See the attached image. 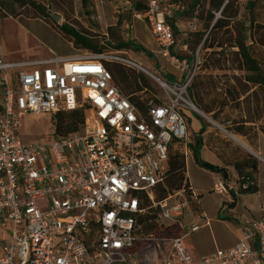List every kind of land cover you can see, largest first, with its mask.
Instances as JSON below:
<instances>
[{"label":"built area","instance_id":"1","mask_svg":"<svg viewBox=\"0 0 264 264\" xmlns=\"http://www.w3.org/2000/svg\"><path fill=\"white\" fill-rule=\"evenodd\" d=\"M143 1L141 15L162 54L184 70L188 60L171 52L175 32L168 19L187 0ZM105 60L84 53L5 61L0 53V264L127 263L140 241L163 239L138 233L139 220L151 209L158 226L176 227L159 264H264V218H243L235 245L196 258L185 237L199 225L188 227L184 214L199 205L197 191L188 183L158 196L167 188L170 153L180 151L186 162L191 153L185 114L195 107L191 80L160 79L166 99L145 100L141 92L142 109ZM76 109L85 113L79 131L23 139L26 114ZM251 184L246 174L227 173L212 189L233 201Z\"/></svg>","mask_w":264,"mask_h":264},{"label":"rangeland","instance_id":"2","mask_svg":"<svg viewBox=\"0 0 264 264\" xmlns=\"http://www.w3.org/2000/svg\"><path fill=\"white\" fill-rule=\"evenodd\" d=\"M190 2L191 0L186 1L184 9H174V16L178 19L176 21L175 45L171 52L180 60H188V65H185L184 70L173 65L169 58L162 54L152 29L144 16L141 15L142 10L138 9L142 0H90L87 8L82 5V0H46L44 2L48 10L62 16L59 22L52 17L50 21L57 26L68 23L86 33L93 40V43L101 48V53L75 47L73 42L65 38L49 21L40 18H28L26 12L30 9L21 8L15 4L12 7L15 8V11L24 12V15L19 17L4 16V12L0 9V52L2 50L5 58L10 60L27 58L26 56L30 55L33 50L53 51L59 55L62 53L76 54V52L79 54H102L109 61L123 62L133 66L138 72H142L146 76L149 80L148 91L144 94L146 99H159V101L166 99L165 90L159 83L160 79L180 81L188 78L191 80L188 88L190 97V87L194 83L196 91L199 90L205 100L208 101L212 97L211 95L216 92V88L221 91L226 81L232 82V79L224 74L231 75L237 71L208 67L207 60H209L211 50L202 49L201 44L196 51L193 49L196 43L195 34L199 31H206L205 22L200 18V14L204 7L208 8L209 3L208 0H202L200 8H193L187 7ZM236 6L237 17L245 21L246 27L250 26L249 9L252 10L251 14L255 17V24H264V0H237ZM218 14L219 12L216 13V15ZM194 25L197 26L196 30L193 29ZM208 32L207 30L206 33ZM127 42H132V45L121 50L116 48V46ZM133 43L134 45H142L151 52L153 57L147 56L143 51L136 50ZM262 50L256 47L254 51L261 60L263 58ZM193 104L195 107L187 111L200 116L206 125L221 124L215 121L210 114L200 110L194 102ZM225 109V112L219 117V120L223 121L221 125L224 127L230 125V122L222 120L223 117L228 116L230 119H235L239 112L234 107ZM185 114L189 116L187 112ZM21 133L23 139L30 142L55 138L53 114H26L22 119ZM225 133L233 138L231 132ZM193 140L194 136L191 138L192 142ZM261 163L264 164V161ZM186 166L187 173L195 187L201 189L205 197L211 196L209 192L213 182L211 173L208 170L198 169L193 164L192 157L188 158ZM260 177L262 180L264 179V172H261ZM160 194L158 196L162 197ZM258 217H260V213ZM152 224H156V222L152 221Z\"/></svg>","mask_w":264,"mask_h":264},{"label":"trees","instance_id":"3","mask_svg":"<svg viewBox=\"0 0 264 264\" xmlns=\"http://www.w3.org/2000/svg\"><path fill=\"white\" fill-rule=\"evenodd\" d=\"M46 0H0V9L4 12V16L19 17L24 12L15 11V4L21 8L28 10V18H40L49 21L57 28L65 38L73 42L74 46L79 48L91 49L96 53H101V48L97 47L93 40L86 33L74 28L68 23H62L57 26L50 21L52 10H48L45 6ZM237 0H208V8H203L200 18L205 22L206 31H199L195 34L196 43L193 49L196 51L201 44L202 49H210L209 60H207L211 68L225 69L237 71L231 75L224 74L232 79V82L226 81L221 91L214 92L210 100L206 101L203 94L196 91L195 84L190 87L192 101L196 106L206 114L223 124L219 117L224 113L227 107L238 109V117L230 119L228 116L222 120L230 122L226 126L229 131L235 134L245 136L249 142L254 143L259 133L264 134V24L256 23L254 15H250V26L246 27L245 21L237 17ZM255 1V0H253ZM8 2V3H6ZM90 0H82V5L87 8ZM202 0H191L187 7H201ZM8 4V5H7ZM6 7V8H5ZM186 7V2L185 6ZM146 8L144 1L138 5V9L144 11ZM220 12L217 16L216 13ZM178 17L168 19L174 32L177 31L176 21ZM250 30V33H248ZM250 40L251 42L249 43ZM132 45L127 42L116 46L121 50ZM133 47L138 51H143L147 56L153 57L150 51L146 50L142 45L133 43ZM262 50V60L255 54V48ZM191 61V60H190ZM106 67L112 72L115 82L120 88L136 101L142 109L145 108L144 103L140 102L138 94L148 91L149 80L142 72H138L135 67L123 62H112L105 60ZM174 81L173 79H168ZM146 100V98H145ZM201 119L200 116H198ZM202 121V119H201ZM85 122V113L83 109L72 111H58L53 114L54 131L56 136L66 135L79 131ZM206 124L202 122L198 134L194 136L193 142L188 144L195 161L203 166L201 160V148L203 146V133L206 131ZM235 171L239 175L246 174L254 184L243 190L244 194H251L258 191V182L256 174L258 172V160L252 155H248L245 159L237 160L233 163ZM223 172V168L221 169ZM186 159L180 151L170 153L168 170L166 173V189L163 190L162 197L169 192L181 189L188 185ZM157 211L149 210L139 220L142 223L146 233L151 232L152 221H156Z\"/></svg>","mask_w":264,"mask_h":264},{"label":"crops","instance_id":"4","mask_svg":"<svg viewBox=\"0 0 264 264\" xmlns=\"http://www.w3.org/2000/svg\"><path fill=\"white\" fill-rule=\"evenodd\" d=\"M5 61H14L6 59L4 52H0ZM76 54L62 53L56 54L53 51L43 52L33 50L30 55L24 59H38L57 55L65 58H71ZM186 115L189 131L192 136L198 134L202 127L201 119L198 115L187 112ZM206 131L203 133V146L201 148V160L203 163H208L223 168V172H214L209 170L204 165L198 164L192 152L189 157H192L193 164L201 170H208L211 173L212 185L209 189L211 196H204L201 189L196 188L191 182L187 173L189 183L194 187L199 195V205H191L184 214V222L190 227L199 225V229L189 233L185 237V242L189 252L196 258L209 254L216 249L230 248L236 244L240 236V223L243 218H264V179L260 177L261 172H264V134L259 133L256 141L251 143L245 136L235 134L229 131L223 125H206ZM225 132H231L239 139L230 138ZM192 138V137H191ZM248 155H252L258 160V172L256 174L258 182V191L251 194H244L233 201L222 194L213 191L212 186L218 176H223L227 173L235 175L236 171L233 163L237 160L245 159ZM188 157V158H189ZM187 164V162H186ZM260 213V217L259 216ZM152 227V231L160 235L163 239L157 240L156 243H146L140 241L135 249L133 257L125 264H159L161 257L171 250V243L167 238H170L175 232L176 227L170 224ZM139 224L138 233L143 235L146 231Z\"/></svg>","mask_w":264,"mask_h":264},{"label":"water","instance_id":"5","mask_svg":"<svg viewBox=\"0 0 264 264\" xmlns=\"http://www.w3.org/2000/svg\"><path fill=\"white\" fill-rule=\"evenodd\" d=\"M51 16L57 22H59L61 20V18H62V16L59 13H54V12H51ZM203 165L206 168H208L209 170H212L214 172H218V173L221 172V168L218 167V166L211 165V164H208V163H203Z\"/></svg>","mask_w":264,"mask_h":264},{"label":"bare ground","instance_id":"6","mask_svg":"<svg viewBox=\"0 0 264 264\" xmlns=\"http://www.w3.org/2000/svg\"><path fill=\"white\" fill-rule=\"evenodd\" d=\"M234 139H239V137L235 136L234 134H231Z\"/></svg>","mask_w":264,"mask_h":264}]
</instances>
